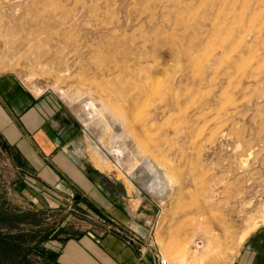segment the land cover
I'll return each mask as SVG.
<instances>
[{
  "label": "rangeland",
  "instance_id": "obj_1",
  "mask_svg": "<svg viewBox=\"0 0 264 264\" xmlns=\"http://www.w3.org/2000/svg\"><path fill=\"white\" fill-rule=\"evenodd\" d=\"M8 75L64 107L83 159L141 215L138 251L154 264H234L264 231V0H0ZM142 155L151 188L125 176ZM28 176L0 137V236L22 249L0 243V264H58L69 241L118 235L68 197L35 204ZM192 235L194 260L180 249Z\"/></svg>",
  "mask_w": 264,
  "mask_h": 264
},
{
  "label": "crops",
  "instance_id": "obj_2",
  "mask_svg": "<svg viewBox=\"0 0 264 264\" xmlns=\"http://www.w3.org/2000/svg\"><path fill=\"white\" fill-rule=\"evenodd\" d=\"M66 113L55 97L34 96L15 76H0V137L33 183L36 197L31 200L46 207L44 202L56 196L68 197L75 207L86 204L118 227V235H85L67 242L57 254L58 264H154L138 251L137 240L147 229L138 224L141 215L131 213V206L123 204L127 195L83 159L77 125ZM234 264H264V231L245 241Z\"/></svg>",
  "mask_w": 264,
  "mask_h": 264
},
{
  "label": "bare ground",
  "instance_id": "obj_3",
  "mask_svg": "<svg viewBox=\"0 0 264 264\" xmlns=\"http://www.w3.org/2000/svg\"><path fill=\"white\" fill-rule=\"evenodd\" d=\"M13 7V6H12ZM146 94H149V96H152L154 93L152 92V91H150V92H147ZM144 97V96H143ZM142 97V98H143ZM145 98V97H144ZM143 98V99H144ZM75 100V99H74ZM91 100V99H90ZM79 101H80V99H79ZM93 101V100H92ZM75 102V101H74ZM88 102V101H87ZM85 103V102H84ZM80 106V105H79ZM96 106V105H95ZM94 105H90V108L92 109V110H95V111H97L96 110V107H95ZM100 106V105H99ZM77 108V107H76ZM85 108V107H84ZM80 109V108H79ZM99 109V108H98ZM83 110V109H82ZM84 111V110H83ZM85 111H86V108H85ZM106 111V110H105ZM102 112V111H101ZM77 113V112H76ZM85 113V112H84ZM90 113V112H89ZM91 113H95V112H91ZM81 114V113H80ZM86 114V113H85ZM109 114V113H108ZM83 115V114H82ZM95 115V114H94ZM111 115V114H110ZM90 116V115H89ZM103 116H105L104 114H103ZM107 116V115H106ZM105 116V117H106ZM86 117H88V116H86ZM92 117L95 119V116H93L92 115ZM96 117H97V115H96ZM104 117V118H105ZM99 119V118H98ZM118 119V118H117ZM120 119V118H119ZM83 120V119H82ZM96 120V119H95ZM92 121H93V119H92ZM97 121V120H96ZM95 121V122H96ZM99 121V120H98ZM106 122L107 121H109L108 119H106L105 120ZM112 121V120H111ZM110 121V122H111ZM121 121V120H120ZM89 122H91V121H89ZM109 122V123H110ZM119 122V121H118ZM83 123H84V121H83ZM82 124V123H81ZM86 124V123H85ZM89 124H91V123H89ZM98 125L100 124L99 122L97 123ZM111 124V123H110ZM114 124H116V123H114ZM121 124H122V121H121ZM121 124H120V126H121ZM88 125V124H87ZM95 124H93V126H94ZM97 125V126H98ZM102 125H103V123H102ZM100 126V125H99ZM110 126V125H109ZM116 126V125H115ZM118 126V125H117ZM112 127V126H111ZM122 127V126H121ZM83 128V127H82ZM86 128V127H85ZM95 128V127H94ZM98 128V127H97ZM99 128H101V127H99ZM103 129V128H102ZM118 129V128H117ZM120 129V128H119ZM94 130V129H93ZM104 130V129H103ZM110 130V129H109ZM121 130V129H120ZM85 131H86V136H87V139L89 140V143H90V141H94V142H96L95 140H94V138H93V133L92 132H94V131H92V130H86L85 129ZM96 131V130H95ZM119 131V130H118ZM107 132V131H106ZM96 133V132H95ZM113 133V132H112ZM97 134V133H96ZM95 134V136L97 137V135ZM114 135L116 134V133H113ZM118 134V133H117ZM112 135V134H111ZM123 135V134H122ZM85 136V137H86ZM112 137V136H111ZM114 137V136H113ZM112 137V138H113ZM127 137H128V135H127ZM118 138V136H116V139ZM121 138V137H120ZM120 138H119V140H120ZM122 138H124V137H122ZM114 139V138H113ZM112 141V140H111ZM118 140H115V142H117ZM128 141V140H127ZM113 142H114V140H113ZM114 142V143H115ZM119 142V141H118ZM93 143V142H92ZM97 143V142H96ZM113 143V144H114ZM119 143H121V142H119ZM119 144L117 143V146H118ZM126 145V144H125ZM130 145V144H129ZM138 145V144H137ZM99 146H100V144H99ZM102 146V145H101ZM114 146H116V144L114 145ZM113 145H112V147L113 148H115ZM116 146V147H117ZM138 146H140V145H138ZM93 147L95 148V151H96V153H100L99 155H101V153H106V154H113V153H116V155L117 154H119V153H121V151L119 152L118 150L117 151H115L114 149V152L113 151H110V150H112V148L111 149H109L108 147H105V148H108V149H97L94 145H93ZM110 147H111V145H110ZM121 147V146H120ZM119 147V148H120ZM102 148V147H101ZM104 148V147H103ZM118 148V147H117ZM123 148V147H122ZM125 148V147H124ZM133 148V147H132ZM136 148V147H135ZM92 149V148H91ZM132 150V149H131ZM92 151H94V149L92 150ZM123 152V151H122ZM132 152V151H131ZM129 153V152H128ZM137 153V152H136ZM124 154V153H123ZM127 154V153H126ZM132 154V153H131ZM97 155V154H96ZM103 155V154H102ZM122 155V154H121ZM129 155V154H128ZM111 157H112V155H110ZM110 156H108V157H110ZM119 157H120V155H119ZM127 157V156H126ZM132 157V156H131ZM136 157H138V156H136ZM101 158V157H100ZM114 158H116V157H114ZM122 158V157H121ZM130 158V157H129ZM104 162H105V156L103 157V158H101ZM133 159V158H132ZM136 159V163L134 164L135 165V168H134V170H128L127 171V173H126V177H127V179L129 180V181H131L132 180V178H134V179H139L140 181H141V183H142V185H145V184H147L148 186H149V188H151V186H153L152 184L151 185H149V181H147V179H148V174L151 172L152 174H155V173H157L156 171H155V169H157V167H155V165H154V163L149 159V158H146L145 156H140V157H138V158H135ZM101 160V161H102ZM102 161V162H103ZM130 161V160H129ZM119 162H120V160H119ZM120 164V163H119ZM121 164H123V163H121ZM127 164V163H126ZM130 167V166H129ZM132 168V169H133ZM163 176H164V178H165V181H167V183H169L170 181H169V178L163 173ZM161 181V179L158 177V182H160ZM165 181L162 179V184L164 185L163 186V188L164 187H166L167 185H166V183H165ZM131 184V183H130ZM132 210V209H131ZM131 213H132V211H130ZM134 212V211H133ZM247 234V233H246ZM246 234H245V236H246ZM193 236L194 235H192V237L190 236V238L192 239V241L188 238H184L183 239V241H182V243L180 244V249H181V252L185 255V257H188V258H190V259H192V260H194V259H197L198 258V256H199V254H201L203 251H205L204 250V245H202V243L200 242V241H196L197 239H193ZM245 236H243V237H241V239H240V241H242V239L245 237ZM195 238V237H194ZM164 259V258H163ZM162 259V260H163ZM165 260H167V259H165ZM162 264H165L164 262L162 263Z\"/></svg>",
  "mask_w": 264,
  "mask_h": 264
},
{
  "label": "trees",
  "instance_id": "obj_4",
  "mask_svg": "<svg viewBox=\"0 0 264 264\" xmlns=\"http://www.w3.org/2000/svg\"><path fill=\"white\" fill-rule=\"evenodd\" d=\"M0 243L10 247L12 251L15 252H20L22 250L21 247L17 245V241L14 238H11L10 236H0Z\"/></svg>",
  "mask_w": 264,
  "mask_h": 264
},
{
  "label": "built area",
  "instance_id": "obj_5",
  "mask_svg": "<svg viewBox=\"0 0 264 264\" xmlns=\"http://www.w3.org/2000/svg\"><path fill=\"white\" fill-rule=\"evenodd\" d=\"M134 242L135 241V239L134 238H131V242ZM141 254H143V252L142 251H139Z\"/></svg>",
  "mask_w": 264,
  "mask_h": 264
}]
</instances>
